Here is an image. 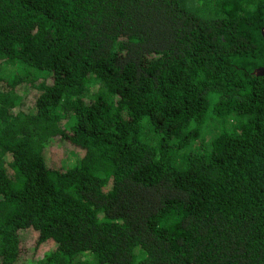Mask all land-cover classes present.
I'll return each instance as SVG.
<instances>
[{"label": "trees", "instance_id": "trees-1", "mask_svg": "<svg viewBox=\"0 0 264 264\" xmlns=\"http://www.w3.org/2000/svg\"><path fill=\"white\" fill-rule=\"evenodd\" d=\"M261 68L264 0H0V264H264Z\"/></svg>", "mask_w": 264, "mask_h": 264}, {"label": "rangeland", "instance_id": "rangeland-1", "mask_svg": "<svg viewBox=\"0 0 264 264\" xmlns=\"http://www.w3.org/2000/svg\"><path fill=\"white\" fill-rule=\"evenodd\" d=\"M240 64L246 68H250V67H252L253 62L251 60H243L240 62Z\"/></svg>", "mask_w": 264, "mask_h": 264}, {"label": "water", "instance_id": "water-1", "mask_svg": "<svg viewBox=\"0 0 264 264\" xmlns=\"http://www.w3.org/2000/svg\"><path fill=\"white\" fill-rule=\"evenodd\" d=\"M263 71H264V68H261V69H258V74H262L263 73Z\"/></svg>", "mask_w": 264, "mask_h": 264}]
</instances>
